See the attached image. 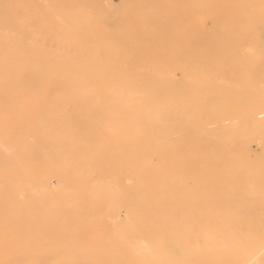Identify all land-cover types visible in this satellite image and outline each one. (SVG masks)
Masks as SVG:
<instances>
[{
    "label": "bare ground",
    "instance_id": "obj_1",
    "mask_svg": "<svg viewBox=\"0 0 264 264\" xmlns=\"http://www.w3.org/2000/svg\"><path fill=\"white\" fill-rule=\"evenodd\" d=\"M49 1L0 0V264H264V0Z\"/></svg>",
    "mask_w": 264,
    "mask_h": 264
},
{
    "label": "rangeland",
    "instance_id": "obj_2",
    "mask_svg": "<svg viewBox=\"0 0 264 264\" xmlns=\"http://www.w3.org/2000/svg\"><path fill=\"white\" fill-rule=\"evenodd\" d=\"M113 2H114V4L115 5H119L120 4V0H112ZM37 2L40 4V6H43V9H45V11L47 10V7L50 5V1L49 0H37ZM38 4V5H39ZM37 8V6L35 5L34 7H33V10H35ZM226 8H218V9H208V10H206V9H202V10H200V13L202 14V15H205V17H206V13L208 12V11H217V12H222V11H224ZM207 11V12H206ZM211 17V16H210ZM10 17L8 16V17H4V18H2V20H6V22L7 21H9L10 19H9ZM207 18V19H206ZM205 19L207 20V22H206V26L207 27H210L211 25H212V23H211V21H210V19L208 18V14H207V17H206ZM53 19H58V16L57 17H53ZM10 22H12L11 20L8 22V23H10ZM0 26H3V23H2V21L0 20ZM12 27H18L15 23L14 24H12ZM244 46V50L245 51H248L249 50V46L248 45H246V44H244L243 45ZM262 142V141H261ZM259 146V147H258ZM253 147H254V149H257L258 151L260 150H262V147H263V145H262V143H260V145H257L256 143H254V145H253ZM256 147V148H255ZM54 184H56L55 182H54Z\"/></svg>",
    "mask_w": 264,
    "mask_h": 264
}]
</instances>
